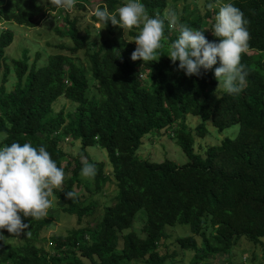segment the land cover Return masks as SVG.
Returning <instances> with one entry per match:
<instances>
[{"label": "trees", "instance_id": "obj_1", "mask_svg": "<svg viewBox=\"0 0 264 264\" xmlns=\"http://www.w3.org/2000/svg\"><path fill=\"white\" fill-rule=\"evenodd\" d=\"M97 1V8H106L119 19L116 10L125 5L122 0ZM214 1L205 0L203 17L181 16L179 21L202 31L209 42L218 43L212 33L215 19L210 30L204 19L213 17L208 4ZM140 2L150 18L159 14L164 19L168 0ZM224 3L243 13L250 35L247 51L241 55L246 84L238 94L225 89L216 93L217 79L211 76V69L188 76L168 54L149 62L133 61L131 54L137 45L116 34L95 46L90 30L85 27L79 33L77 17L68 12L55 31L72 43L57 44L60 51L49 54L42 65L36 64L38 51L29 62L27 49L8 62L5 48L12 42L13 32L0 30V147L13 142H27L37 149L44 146L64 170L63 184L53 189L56 200L50 197L53 202L44 217L33 219L20 213L22 222L29 224L20 242L8 241L12 234L0 229V264H168L175 258V251H168L172 243L184 252L192 251L188 264H222L215 263L218 256H224L225 264H239L235 251L242 236L254 245L263 244L264 0H222ZM76 4L84 7L80 0ZM55 7L39 0H0V22L35 26ZM91 19L98 21L93 13ZM99 22L111 33L114 25L110 21ZM179 25L169 29L164 19L163 45L170 47L178 39ZM129 33L139 34L133 29ZM80 48H84L89 66L77 60ZM10 76L15 80L8 88ZM92 88L96 91L89 93ZM60 95L75 103L72 110H55ZM187 113L203 120L191 127L185 121ZM207 118L218 129L238 123V131L195 152L194 135L207 133ZM168 128L187 161L179 164L168 157L138 156L136 150L145 134ZM67 136L80 141L75 156L69 157L60 144ZM88 145L105 148L110 170H106L107 162L92 157ZM85 161L95 164V177L81 175ZM107 182L114 185V194L101 209L95 194ZM81 183L89 191L87 196L74 190ZM69 191L76 196L67 199ZM54 206L75 215L76 225L66 233H52L50 245L44 247L39 243L46 239L41 232L51 227ZM141 208L144 235L133 227L124 231ZM177 223L187 224L191 233L173 235L168 227ZM252 254L251 260H257Z\"/></svg>", "mask_w": 264, "mask_h": 264}, {"label": "clouds", "instance_id": "obj_2", "mask_svg": "<svg viewBox=\"0 0 264 264\" xmlns=\"http://www.w3.org/2000/svg\"><path fill=\"white\" fill-rule=\"evenodd\" d=\"M76 0H50L57 8L70 10ZM213 4H208L212 9ZM116 14H110L105 8H97L93 15L98 21L119 25L123 29H131L142 23L139 34L135 37L137 48L132 52L133 61L149 62L156 59L157 50L162 47L164 36V19L169 29L177 27V16L168 12L164 19L150 18L140 0H128L119 7ZM247 21L243 13L234 5H219L218 14L212 33L219 42H209L202 31L192 30L184 24L179 25V37L171 43L168 57L173 63L179 61V69L185 74L200 75L201 69H211L219 59L220 66L215 68L214 75L229 94H238L246 84L247 72L241 64V55L247 51L249 32L245 27ZM95 164L84 162L81 169L83 177H95ZM64 181V170L57 167L44 146L38 149L30 143L21 145L13 142L10 146L0 147V229L19 236L29 228L23 223L24 217L40 219L47 214L52 205L50 197L54 188H60ZM72 199L76 193H65Z\"/></svg>", "mask_w": 264, "mask_h": 264}, {"label": "rangeland", "instance_id": "obj_3", "mask_svg": "<svg viewBox=\"0 0 264 264\" xmlns=\"http://www.w3.org/2000/svg\"><path fill=\"white\" fill-rule=\"evenodd\" d=\"M45 6H52L50 4V0H39ZM77 1V0H76ZM84 2V7L74 4V6L67 10L63 7L55 9H50L48 12V16L42 19L39 24L35 26H26L24 24H19L15 21H1L0 22V30L3 28H10L13 32V39L12 42L6 46L5 54L8 57V62L11 61L13 57H19L22 55L24 49H27V55L29 58V62L35 60L36 52H39L40 59H36V64L42 65L46 63L48 59V55L54 53L56 51H60V48L57 44L60 42H65L66 44L72 43V41L64 35H60V33L56 32V25H63L62 15L65 12H68L70 16H76L78 20L79 26V33H83L85 27L90 30V38L94 41L95 46L101 43L105 39H111L112 34H116L121 39H127L132 41L135 45H137L135 41V35H131L129 33L130 29H123L119 25H114L113 30L111 33H108L107 30L103 27V24L99 21H93L91 19V14L97 8L99 1L97 0H80ZM125 4L128 3V0H122ZM224 1V0H223ZM214 7L212 8L211 16H205L204 19L207 20L205 28L210 30L209 27L211 24L214 23L215 16L218 14L219 5H222V0L214 1ZM183 6H185L183 8ZM215 7L217 10H215ZM62 8V9H61ZM205 0H168V4L164 9V15L168 12H174L177 16V27L180 24L181 16L184 17H192L195 18L197 16L203 17L205 14ZM176 27V28H177ZM175 28V29H176ZM63 29V27H62ZM134 31L140 32L139 26H134ZM163 42V39L162 41ZM63 52L66 49H62ZM169 51V46L163 45L160 49L157 50V55H167ZM156 55V56H157ZM77 60L84 64L85 66H89V62L87 56L85 54L84 48L78 49L77 53ZM220 66L219 59H217V63L211 68V76L215 77L214 72L215 68ZM14 68L11 64V73L14 75ZM12 75V74H11ZM2 76V68L0 69V81ZM15 80L14 76L9 77V81L7 82L6 86L8 88L13 86V82ZM224 89L223 82L217 80V86L215 89L216 93H220V91ZM92 91H96V88H92L89 93ZM75 103L70 101L69 99L65 98L63 95H60L56 101L54 102L55 110H59L63 108L64 111L72 110L74 108ZM203 120L200 115L187 113L185 116V121L188 123L189 126H194L198 121ZM205 124L208 128V131L205 135L199 136L194 135V143L193 149L195 152H203L204 148L210 144H219L225 136L232 137L236 135L238 131L239 124L233 123L228 126H225L222 129H218L215 127L209 118L205 119ZM173 129V127H172ZM61 146L67 152L68 156H75L80 148V141L78 139H72L70 136L63 138L60 141ZM86 150L92 155V157L96 160H104L107 162L106 170H110L111 165L109 164L107 158V152L105 148L100 147L99 145H88L86 146ZM138 156L142 158H149L153 160H161L165 157H168L175 162L181 164L188 160L187 155L184 153L180 145L176 142L175 138L171 136V129L168 128L166 130H162L158 134H150L147 133L142 137V143L136 150ZM82 158V157H80ZM81 188V189H80ZM92 188V187H91ZM74 190H77L80 195L87 196L89 191L87 190L85 184L75 185ZM114 194V185L112 183H105L104 189L99 194H95V198L99 202V206H103L112 201V196ZM53 200H56L55 196H52ZM53 202V201H52ZM102 209V207H101ZM53 210L51 219L52 225L51 227L42 230L41 235L45 236L46 239H42L39 241L44 247H48L50 245V241L48 239L52 233H66L68 228H71L76 225V217L73 214H69L66 212L61 211L60 209L56 208L55 206L52 207ZM144 213L143 208L137 210L135 214V218L133 224L130 228H126L124 231L131 229L132 227L142 233L141 226H142V216L140 213ZM139 215V216H138ZM145 218V213L143 220ZM168 229H172L171 232L173 235L176 234H185L191 233L190 228L187 224L177 223L174 226L168 227ZM144 235V233H142ZM8 241L13 243H18L22 239V232L19 236L9 235L6 238ZM264 240V238H263ZM263 247L264 242L262 245L256 244L254 245L249 240H246L244 236L241 237L239 242L236 244V261L242 262L239 264H258L260 261L261 264H264V255H263ZM187 250V249H185ZM169 252L175 251L174 260L168 264H188V261L192 255V251H182L176 243H172L169 245ZM256 254L257 260L252 261L251 257L253 253ZM241 260V261H239ZM136 261H133L135 263ZM138 264H144V262L137 261ZM222 263L225 264L226 261L224 260V256H218L215 258V263Z\"/></svg>", "mask_w": 264, "mask_h": 264}]
</instances>
